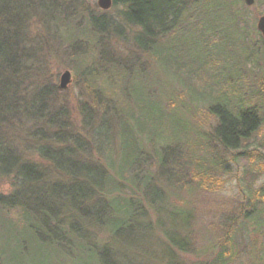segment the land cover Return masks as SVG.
Segmentation results:
<instances>
[{"label":"trees","instance_id":"16d2710c","mask_svg":"<svg viewBox=\"0 0 264 264\" xmlns=\"http://www.w3.org/2000/svg\"><path fill=\"white\" fill-rule=\"evenodd\" d=\"M209 2L113 0L116 16L110 19L92 9L87 14L85 0H0V264H42L38 257L57 259L52 264H126L121 256L133 251L130 248L137 243L141 245L150 229L140 225L146 219V206L162 223V215L169 207L162 205L164 194L159 189L150 200L149 192L152 186L156 187L146 167L144 140L153 143L158 156L156 168L162 176L169 160H178L184 166L194 162L204 142L208 151L212 137L203 131V118L192 130L165 121L161 125L165 133L160 136L150 125H144L147 120L141 121L148 109L141 100L138 110L132 108V86L125 87L123 83L133 76L132 70L140 72L141 78L150 68L141 69L132 58H114L99 36L112 28L120 33L125 28L136 31V47L156 65L159 45L186 27L198 32ZM38 17L49 32L54 28L64 39L83 43H69L75 48L76 70L84 80L96 77L98 92L85 85L100 100L98 105L103 103V107L112 109L109 119L115 118L118 123L116 149L111 144V127L105 117L100 119L96 132L84 140L69 130L65 113L46 109L47 90L28 94L30 64L38 62L45 44L44 38L35 33L34 20ZM86 20L96 32H86L79 26ZM66 27L73 29L70 35L64 33ZM137 72L134 76H138ZM195 81L203 86L198 78ZM240 89V94L231 96L223 105L219 96L211 94L194 113L195 118L197 114L202 117L199 108L204 107L216 122L214 140L224 149L236 152L264 123L262 89L250 93L249 81ZM231 98L236 100L234 104ZM163 106H159L160 114L169 112L173 116L180 112L172 101L167 110ZM83 114H88L87 108ZM191 145L192 155H188L187 147ZM90 151L103 162L82 157L92 154ZM31 155L35 158L31 159ZM239 156H246V152H239ZM217 165L222 167L218 160L213 166L200 161L193 172L199 183L188 187L205 186ZM4 184L9 185V192L2 191ZM263 199L264 193L255 197L252 209L247 210V220L253 222L256 204ZM175 220L178 228L188 225ZM96 227L103 230L106 238L96 237ZM165 239L178 250L175 254L167 249L161 255L145 253L140 263L149 264V256L154 263L156 256H162L166 264H182L179 256L188 252L190 245L175 232L165 233ZM221 253L205 256L199 264H231L235 260L234 251ZM262 261L264 264V258Z\"/></svg>","mask_w":264,"mask_h":264},{"label":"rangeland","instance_id":"374dc122","mask_svg":"<svg viewBox=\"0 0 264 264\" xmlns=\"http://www.w3.org/2000/svg\"><path fill=\"white\" fill-rule=\"evenodd\" d=\"M85 3L87 14L93 11L95 14L105 13L110 19L116 16L112 8L108 11L100 10L97 0H85ZM263 15L264 0H255L252 6H247L242 0H211L197 33L191 26L186 27L167 43L158 46L159 62L157 61L156 65L146 53L136 47V31L125 28L120 33L112 28L109 33L100 34V41L114 58H132L134 64H138L141 69L150 68L151 72L147 71L141 78L140 72L132 70L133 76L123 83L125 87L132 86V94L129 97L134 104L132 108L138 110L141 100L143 106L148 109L141 121L147 120L144 125H150L160 136L165 133L164 127L161 128L165 121L174 124V127L180 123L192 130L198 127L196 123L203 118V131L212 137L209 152L204 148V137H201V143L205 144L202 145L203 150L195 154L194 162H186L184 166L179 165L178 160H169V165L163 167L167 170L162 176L156 168L157 151L153 143L144 140L143 151L148 163L146 167L152 174L156 187L152 186V191L149 192L150 200L158 195L156 189H159L164 194L162 205L169 208L164 211L162 223L159 224L157 215L146 206V219H143L140 225L144 229V225H148L150 229L145 232L141 245L137 243L130 248L133 251L121 256L126 264H141L140 260H143L146 254L161 255L166 249L175 254L178 250L171 247L165 239V233L174 232L190 245L188 252H182L179 256L182 262L178 260L182 264H199L205 260V256L211 258L222 254L223 250L228 253L234 251L235 260L231 264L263 263L264 199L256 204L257 211L253 214V222L247 220V210L252 209L255 197L264 193V123L244 147L238 150L246 152V156H239V152L226 150L214 140L216 122L205 113L204 107L199 108L202 117L198 114L197 118L194 116L198 106L203 105V101L211 94L219 96L222 105L226 104L231 96L240 94V88L244 87L247 81L250 93L261 88L264 96V47L257 30V23ZM69 20L74 22L70 18ZM43 24L39 17L34 20L35 33L44 38L45 44L41 46L43 53L39 54L38 62L30 64L31 75L26 82L28 94L47 90L46 109L50 112L65 113V123L69 130L84 140L96 132L100 119L105 117L111 127V144L116 149L118 123L114 121L115 118L109 119L112 109L103 107V103L98 105L100 100L95 99L94 92L86 88L88 85L98 92L96 77L92 75L84 80V76L76 70L75 48L69 43L73 46H83V43L80 40L64 39L54 28L49 32L50 29L45 28ZM79 26L86 32H96L89 20L82 21ZM71 30L73 29L66 27L64 33L70 35ZM67 71L71 73L72 79L68 88L61 91L60 77ZM135 72L138 76H134ZM196 78L201 80L203 86L198 85ZM230 100L233 104L236 101L232 98ZM170 101L179 108V114H160V104L164 105L162 109L167 110ZM84 108H87L86 115L83 114ZM262 112L264 118V108ZM157 125L159 129H155ZM187 149L188 155H192V145ZM90 152L92 154L82 157L94 162H103L93 151ZM30 158L34 159L35 156L31 155ZM217 160L222 163V167L217 165L212 168L205 186L200 189L188 187L199 183L195 180L193 172L199 168L200 161L213 166ZM1 189L6 193L10 187L4 184ZM175 219L185 224L188 222V225L178 228ZM93 230L96 237L98 235L106 238L100 228ZM173 237L176 241L177 237ZM38 260L42 264H52L57 259L38 257ZM150 262L166 264L162 256H156L154 263L149 256V264Z\"/></svg>","mask_w":264,"mask_h":264},{"label":"water","instance_id":"95a60500","mask_svg":"<svg viewBox=\"0 0 264 264\" xmlns=\"http://www.w3.org/2000/svg\"><path fill=\"white\" fill-rule=\"evenodd\" d=\"M244 2L248 6H251L254 4V0H244ZM97 4L101 10L108 11L112 8L113 1L112 0H98ZM257 27L264 37V16L259 19ZM70 82H71V73L67 71L60 78L59 88L61 90H66Z\"/></svg>","mask_w":264,"mask_h":264},{"label":"flooded vegetation","instance_id":"af4514ba","mask_svg":"<svg viewBox=\"0 0 264 264\" xmlns=\"http://www.w3.org/2000/svg\"><path fill=\"white\" fill-rule=\"evenodd\" d=\"M260 37H261V42H262L261 44H263V47H264V39H263V37L261 36V34H260ZM263 47H262V48H263ZM262 51H263V50H262Z\"/></svg>","mask_w":264,"mask_h":264}]
</instances>
